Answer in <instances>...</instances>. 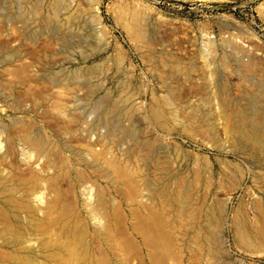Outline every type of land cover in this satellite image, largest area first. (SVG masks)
I'll return each mask as SVG.
<instances>
[{
  "label": "rangeland",
  "instance_id": "obj_1",
  "mask_svg": "<svg viewBox=\"0 0 264 264\" xmlns=\"http://www.w3.org/2000/svg\"><path fill=\"white\" fill-rule=\"evenodd\" d=\"M152 107L169 131L150 122ZM259 111L264 0H0V264H138L120 248L129 213L162 204L144 197L141 207L113 184L112 156L140 169L144 193L186 191L184 229L167 225L178 261L167 264L204 255L192 225L218 198L223 257L210 264H264V249H240L229 230L240 202L261 223L252 205L264 201V150L236 131ZM173 172L187 175L184 188Z\"/></svg>",
  "mask_w": 264,
  "mask_h": 264
},
{
  "label": "bare ground",
  "instance_id": "obj_2",
  "mask_svg": "<svg viewBox=\"0 0 264 264\" xmlns=\"http://www.w3.org/2000/svg\"><path fill=\"white\" fill-rule=\"evenodd\" d=\"M259 112L258 115L256 114L258 116L259 123L257 122L256 124L249 121L248 114L250 112L249 113L244 112L241 116V120H240L241 124L239 127H237L236 131L242 135L241 137L247 141V144H250L249 147L253 145V148L256 147L255 149L258 148L259 150L258 149L257 150L263 153L262 151L264 150V113H262V111L260 113ZM148 117H150V122L153 124H157L162 131H169L168 124L164 120L162 112L158 107H152L148 111ZM123 130H125L126 132L132 131L130 129H125V127L123 128ZM92 153L94 157L99 158L100 154H96L97 152L96 153L92 152ZM105 162L107 165L106 167L108 169L107 171V169L105 168V171L108 172V175L111 178V182L113 184L121 185L127 188L130 199L138 203L139 206L141 207L145 206L142 203L144 197L152 200L159 199V201H161L162 204V206L159 207V209L150 208L147 214H142L140 211H138V208L132 209L130 211L128 217L129 219L131 218V220L130 221L129 219L127 220V227L132 232V237L131 238L125 237L126 239H124V241H121L120 243V248H122V250L125 252L127 260L128 261L137 260L138 264H167L168 261L172 258L178 261V259H176L175 255L173 254L175 248L177 247V243L173 240L171 236V232L169 231L167 225L171 223L170 225H172L173 229L176 231H182L184 229L183 224L181 223V219L187 216L188 214V211L186 210V206H185V202L188 197L185 194L186 191L185 192L182 191L184 192L182 194L180 193L178 194V192L176 193L175 191L154 193L155 190L154 192L151 191L152 192V193L150 192L151 194L144 193L142 186L147 187L151 183L149 182L148 179L140 177L141 171L139 168L135 167L134 165L132 166L131 164L128 163V161L125 162L121 161L120 158H117L116 156L114 157L112 156V158L106 159ZM205 170L203 171L205 172ZM238 171L240 172V170ZM194 172H195L194 175L196 177L199 178L202 177V172L200 170L197 169ZM220 173L222 174L223 171L220 170ZM186 176L183 172H173L171 178L175 179L177 185H179L178 187L177 185L175 186L180 189V185L182 186V188H184L183 186L186 185L188 182ZM262 179L264 180V178ZM197 180L200 179L197 178ZM204 181H205L204 183L208 185L207 186L208 188L209 186H211L213 180H211L209 176L205 175ZM223 181L222 180L218 181V183L216 184L218 188H222ZM261 199L262 198L257 200L254 198L252 205L254 206V209L257 210L258 213L257 212L256 213L258 214V217L261 219L260 224H255L257 221H259L257 215H256L257 219L254 217V219H256L255 223L252 217L251 218L253 222L250 221L251 219L248 218L247 212L245 210L248 207L246 208L245 206L246 203L244 204V202L239 203L237 210L230 218L231 223L229 226V230L233 234V238L236 243V246H238L240 249L244 251L260 252L264 249V201L260 202ZM210 202L212 203V201ZM209 203H207V200L203 201V203L201 204V211L198 213L197 216L200 217L198 218L199 220L196 217L198 221L194 218L195 222L193 221L194 224L193 223H192L193 225L191 224L193 226L192 237L197 250H195L194 248L193 249L194 251L203 253L204 255L202 257H199L197 255L189 257L190 259L187 261V264H210L212 260H217L218 257L222 259L223 257V254H221L224 243L222 239V234L224 231L223 222L226 220L225 218L227 214V208L221 198H218L212 204ZM169 204H175V209H176V210L174 209L176 211V219L175 220L173 219L172 222H168L164 220L162 217V213L163 212L166 213L168 211V208L166 206ZM121 216L118 210L115 212V214H113V218L111 216L110 220L107 221L108 223L106 222L107 225L105 226L109 236H112L111 234H112L113 226L116 225L117 227V225L121 223V219H122ZM201 233L202 235L204 234L203 235L205 238L204 241H202L201 238L198 237L200 236ZM83 237L85 236L83 235ZM80 238L82 241V237ZM103 238L106 240L105 237ZM81 241L79 242L80 244L83 243V241L82 243ZM204 242H206V244ZM107 246H109L108 247L109 250H113L115 248L114 247L112 249V244L111 245L108 244ZM85 257L87 258L86 255ZM23 261L24 264H31L32 262V260H30L29 257L25 258ZM219 264H226V263L224 261L222 263L220 262Z\"/></svg>",
  "mask_w": 264,
  "mask_h": 264
}]
</instances>
